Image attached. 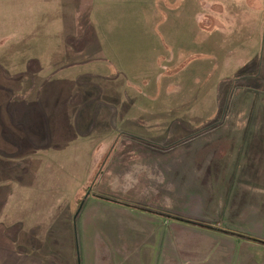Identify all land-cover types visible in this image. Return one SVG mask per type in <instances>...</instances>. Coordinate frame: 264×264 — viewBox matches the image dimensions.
Returning <instances> with one entry per match:
<instances>
[{"label":"crops","instance_id":"1","mask_svg":"<svg viewBox=\"0 0 264 264\" xmlns=\"http://www.w3.org/2000/svg\"><path fill=\"white\" fill-rule=\"evenodd\" d=\"M173 4L0 0V264H264V158L124 157L121 141L78 202L112 135L138 132L140 101L171 80L150 23ZM252 112L246 141L264 143Z\"/></svg>","mask_w":264,"mask_h":264},{"label":"rangeland","instance_id":"2","mask_svg":"<svg viewBox=\"0 0 264 264\" xmlns=\"http://www.w3.org/2000/svg\"><path fill=\"white\" fill-rule=\"evenodd\" d=\"M171 8V19L150 23L161 36L157 63L166 62L162 73L171 80L155 81L151 100L140 101L138 132L112 135L92 180L78 194V202L86 190L93 192L121 141L135 143L131 151L126 147L124 157L149 152L157 158L263 162L260 132H253L252 141L246 139H251V112H264V0H184V8L180 0H174ZM124 19L107 25L124 34L126 47L133 48L129 32L135 25ZM144 42L141 37L140 46ZM156 109L162 117H147L148 111Z\"/></svg>","mask_w":264,"mask_h":264},{"label":"trees","instance_id":"3","mask_svg":"<svg viewBox=\"0 0 264 264\" xmlns=\"http://www.w3.org/2000/svg\"><path fill=\"white\" fill-rule=\"evenodd\" d=\"M144 142V141H143ZM89 192V190H86V193H88ZM78 210H79V208H78ZM78 210H77V212H78Z\"/></svg>","mask_w":264,"mask_h":264}]
</instances>
